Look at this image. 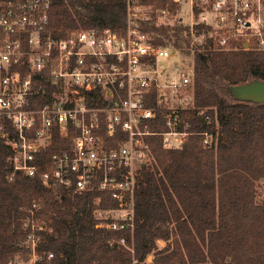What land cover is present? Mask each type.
Masks as SVG:
<instances>
[{
  "label": "trees",
  "instance_id": "obj_1",
  "mask_svg": "<svg viewBox=\"0 0 264 264\" xmlns=\"http://www.w3.org/2000/svg\"><path fill=\"white\" fill-rule=\"evenodd\" d=\"M143 1L153 3L151 15L134 18L135 25L153 35L155 44L177 51L191 68L193 129L212 131L217 143L207 147L195 134L181 148L167 149L160 135H149L152 156L140 170L134 227L121 229L96 226L98 209L117 206L109 193L48 187L42 172L49 153L36 175L17 172L10 180L13 169L0 148V264L26 255L19 218L34 203L45 225L42 249L55 253V264H264V200L257 201V183L264 179V102L241 101L229 91L264 80V50L237 40L221 47L204 24L194 31L184 22L166 25L157 9L174 7L173 1ZM128 23L127 0H52L49 26L55 37L77 28L125 34ZM48 94L45 85L42 103ZM200 108H208L209 122L196 115ZM151 128L164 126L152 122ZM74 134H57L50 154L68 148ZM170 239L171 244L158 245Z\"/></svg>",
  "mask_w": 264,
  "mask_h": 264
},
{
  "label": "built area",
  "instance_id": "obj_2",
  "mask_svg": "<svg viewBox=\"0 0 264 264\" xmlns=\"http://www.w3.org/2000/svg\"><path fill=\"white\" fill-rule=\"evenodd\" d=\"M172 1L174 7L157 9L162 23L184 22L192 31L204 24L221 47L237 40L264 50V0ZM127 3L125 34L77 28L55 37L49 26L52 0H0V148L13 169L9 178L17 172L36 175L49 153L45 185L107 192L117 201L97 210L105 215L96 226L108 229L134 227L140 170L152 156L149 135H160L167 149L181 148L195 134L207 147L218 140L212 131L193 129L191 68L133 21L149 18L153 3ZM45 85L49 94L42 103ZM196 115L211 120L208 108ZM152 122L164 128L153 130ZM70 131L75 134L69 147L50 154L55 136ZM37 209L34 203L19 218L26 255L4 264H55V253L42 249L45 225ZM120 242L126 245L125 238Z\"/></svg>",
  "mask_w": 264,
  "mask_h": 264
},
{
  "label": "water",
  "instance_id": "obj_3",
  "mask_svg": "<svg viewBox=\"0 0 264 264\" xmlns=\"http://www.w3.org/2000/svg\"><path fill=\"white\" fill-rule=\"evenodd\" d=\"M249 47L248 43L245 44ZM229 91L238 100L264 102V80L254 79L252 81L230 86Z\"/></svg>",
  "mask_w": 264,
  "mask_h": 264
},
{
  "label": "rangeland",
  "instance_id": "obj_4",
  "mask_svg": "<svg viewBox=\"0 0 264 264\" xmlns=\"http://www.w3.org/2000/svg\"><path fill=\"white\" fill-rule=\"evenodd\" d=\"M161 22V21H160ZM129 25V24H128ZM128 28V27H127ZM84 29H86V28H84ZM199 40H202V38L201 37H199L198 38ZM178 57V55L176 54V55H174V57L172 56V58L170 59V61H173V60H175L176 58ZM184 63V66L186 67H189L185 62H183ZM186 67V68H187ZM264 200V179H261V180H259L258 181V183H257V201L258 202H262ZM114 214H116V213H114ZM97 215H98V217L100 216V217H102L103 215H105L103 212H102V210L101 211H99L98 213H97ZM173 242V240L172 239H170L169 241H164V240H159L158 241V245L160 246V247H164L165 245H168V244H171ZM153 259V257H152V255H150L149 257H148V260L149 261H151ZM145 263V262H144ZM147 263V262H146ZM145 263V264H146ZM149 263V262H148Z\"/></svg>",
  "mask_w": 264,
  "mask_h": 264
}]
</instances>
